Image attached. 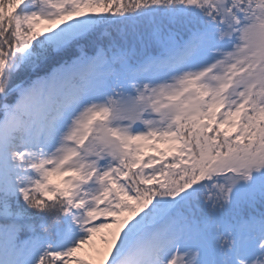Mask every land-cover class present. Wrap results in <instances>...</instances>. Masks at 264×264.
<instances>
[{
	"label": "snow or ice",
	"instance_id": "snow-or-ice-1",
	"mask_svg": "<svg viewBox=\"0 0 264 264\" xmlns=\"http://www.w3.org/2000/svg\"><path fill=\"white\" fill-rule=\"evenodd\" d=\"M0 264H264V0H0Z\"/></svg>",
	"mask_w": 264,
	"mask_h": 264
}]
</instances>
